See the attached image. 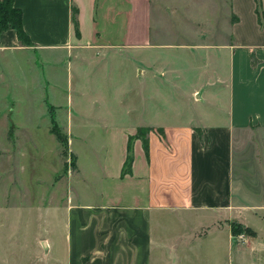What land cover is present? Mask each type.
<instances>
[{
	"label": "crops",
	"instance_id": "1",
	"mask_svg": "<svg viewBox=\"0 0 264 264\" xmlns=\"http://www.w3.org/2000/svg\"><path fill=\"white\" fill-rule=\"evenodd\" d=\"M141 1L13 0L31 45L13 29L1 33L3 83L10 69L2 62L35 49L40 63L45 53L57 55L72 83L83 76L91 84L96 112H110L104 94H132L128 123L94 119L102 131L85 137L89 169L80 175L71 150L76 166L56 181L50 204L42 203L38 178L33 198L23 184L30 201L23 207V249L38 258L49 253L36 264H169L163 252L176 245L163 239L170 214L179 215L186 232L177 243L187 235L219 236L230 221L247 225V215H264V0L260 19L254 0H222L234 16L214 24L222 34L205 31L210 23L202 20L173 24L170 15L179 17V10L187 18L189 2L198 10L221 0H144V22ZM123 70L132 85L109 86L107 78ZM138 127L150 128L148 150L135 138L130 172L122 174L128 137Z\"/></svg>",
	"mask_w": 264,
	"mask_h": 264
},
{
	"label": "rangeland",
	"instance_id": "2",
	"mask_svg": "<svg viewBox=\"0 0 264 264\" xmlns=\"http://www.w3.org/2000/svg\"><path fill=\"white\" fill-rule=\"evenodd\" d=\"M203 1L211 3L212 0ZM254 2L255 11H259L258 1ZM188 4L191 9L187 18L179 10V17L175 16L174 11L170 12L173 24L184 19L202 20L210 23L208 28H204L205 31H218L222 34V29L214 24L222 25L225 21L234 20L228 5H223L222 0L218 2L219 5H200L198 10H195L192 2ZM175 9H183V6ZM147 13L142 0L139 12L142 22L147 19ZM258 16L260 19V13ZM208 36L211 40V36ZM40 54L35 49H27L21 53L20 60L14 54L17 59L2 62L10 70L4 72V83L0 79V264H36V261H46L49 255L44 251L38 258L35 252L23 249V207L28 208L30 203L23 184L27 190L32 191L38 178L42 181L38 187L43 191L42 203L50 204L56 181L63 179L69 170H74L69 163V153L73 151L76 154L80 175L82 172L85 174L86 168L89 169L91 161L89 150H86L85 137L89 134L99 136L102 131L94 119L110 116L113 122L121 119V123H128L125 105L131 106L132 94L129 91L104 94V101L111 103L107 107L110 112H96L97 108L90 103V94L93 91L91 84L83 76H77L78 83L73 78L72 83L65 63L57 65V55L45 53V60L40 63ZM32 58L36 60L34 64ZM28 59L31 60L27 61ZM107 83L112 87H129L133 79L127 70H123L122 74L108 77ZM117 102H124V108L121 109ZM116 103L120 109L115 107ZM50 104L63 106L61 109L52 107V113L55 114L57 126L62 131L65 130L70 139L67 155H63L62 145L49 133ZM130 117V123L136 124L137 118ZM65 162L67 168L64 171ZM96 163L92 161L93 166ZM72 181L77 183L79 189L83 188L78 178L73 177ZM32 195L33 198L34 191ZM31 205L34 206L35 203ZM258 217L260 218L247 215L249 225L239 220L230 221L227 223V232L219 236L207 234L200 238H191L187 235L182 242L177 243L186 232H181L179 215L170 214L166 220L170 227L165 229L166 236L163 239L168 244L175 242L176 245L171 249L166 248L164 257L169 264H174L173 261L176 264H264V215Z\"/></svg>",
	"mask_w": 264,
	"mask_h": 264
},
{
	"label": "trees",
	"instance_id": "3",
	"mask_svg": "<svg viewBox=\"0 0 264 264\" xmlns=\"http://www.w3.org/2000/svg\"><path fill=\"white\" fill-rule=\"evenodd\" d=\"M258 5L260 8V3L259 0ZM75 12L76 9H73V14H72V21L76 30V33H78V24L77 20L75 18ZM259 12L260 10L256 11V13ZM257 13V15H259ZM7 29H13L16 32L17 38L19 42L22 45H30L29 39L27 35L25 34L23 27H22V10L20 8L14 7L13 6V0H0V35L2 32H4ZM49 115H50V123L51 127L49 129V132L54 135L56 141H58L62 147H63V155H67V146H68V139L67 135L62 132V130L57 126L55 123L53 113H52V106H50L49 110ZM150 128L147 127H138L135 134L132 136L128 137L127 140V148H126V157L125 161L123 163L122 167V174H126L130 172V167H131V162L133 159V154H132V143L135 138H140L142 140L143 148L145 152L148 150V140H147V134L149 132ZM70 157V165L75 168L76 164V156L73 153H69ZM67 163H64V171L66 170ZM250 232L251 229L247 228Z\"/></svg>",
	"mask_w": 264,
	"mask_h": 264
}]
</instances>
